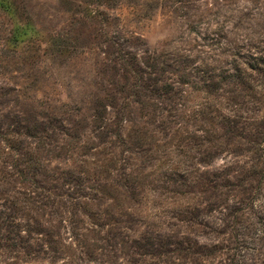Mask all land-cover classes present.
Masks as SVG:
<instances>
[{"label":"rangeland","instance_id":"obj_1","mask_svg":"<svg viewBox=\"0 0 264 264\" xmlns=\"http://www.w3.org/2000/svg\"><path fill=\"white\" fill-rule=\"evenodd\" d=\"M0 264H264V0H0Z\"/></svg>","mask_w":264,"mask_h":264}]
</instances>
